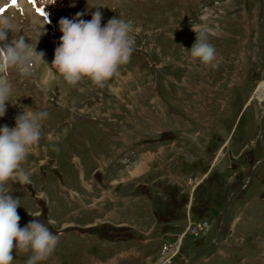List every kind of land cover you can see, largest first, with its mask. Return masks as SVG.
<instances>
[{
  "label": "rangeland",
  "instance_id": "374dc122",
  "mask_svg": "<svg viewBox=\"0 0 264 264\" xmlns=\"http://www.w3.org/2000/svg\"><path fill=\"white\" fill-rule=\"evenodd\" d=\"M97 11L101 26L133 22L135 50L105 89L70 88L51 67L59 21ZM0 12L43 53L30 75L8 73L16 103L0 118L49 113L23 165L32 184H13L19 226L41 213L60 234L40 264H264V0H1ZM192 29L209 30L218 67L185 51Z\"/></svg>",
  "mask_w": 264,
  "mask_h": 264
},
{
  "label": "clouds",
  "instance_id": "9594fccd",
  "mask_svg": "<svg viewBox=\"0 0 264 264\" xmlns=\"http://www.w3.org/2000/svg\"><path fill=\"white\" fill-rule=\"evenodd\" d=\"M48 3L54 4L55 0H48ZM86 14L77 13L72 19H60L61 36L51 67L70 88L89 82L96 89H105L120 75L121 68L130 63L136 47V29L132 21L118 17L101 26L99 11L92 13L87 21L82 19ZM47 23L46 16L44 25ZM17 30L12 18L0 12V118L5 116L9 103H16L11 99L13 88L7 79L8 73L15 70L27 76L34 64L43 63V53H37L22 36H15ZM193 31L195 42L190 50H184L204 68L218 67L209 30ZM28 108H22L15 118V127L0 126V264H13L16 251L27 255L25 264H40L52 257L60 240L59 233H53L40 221L41 213H28L33 219L25 227L19 226L20 198L13 195V184H32L31 173L23 165L34 147L39 145L42 122L49 116L47 111H25ZM53 151L58 152L59 148L54 146Z\"/></svg>",
  "mask_w": 264,
  "mask_h": 264
},
{
  "label": "water",
  "instance_id": "95a60500",
  "mask_svg": "<svg viewBox=\"0 0 264 264\" xmlns=\"http://www.w3.org/2000/svg\"><path fill=\"white\" fill-rule=\"evenodd\" d=\"M262 147L264 148V144H262ZM262 162H264V159H263ZM260 164H261V162L256 163L255 166H254V168H253V170H252V172L250 173L247 181L244 182L243 184H241L238 188H236L235 190L232 191V193L229 194V197L227 199V205H229L231 203L232 196L235 195V194H237L238 192H241L244 189V187L246 186V184L249 183V181L252 180V178H253V176L255 174V171L260 166ZM225 214H226V209H224V211H223V217H225Z\"/></svg>",
  "mask_w": 264,
  "mask_h": 264
},
{
  "label": "bare ground",
  "instance_id": "6f19581e",
  "mask_svg": "<svg viewBox=\"0 0 264 264\" xmlns=\"http://www.w3.org/2000/svg\"><path fill=\"white\" fill-rule=\"evenodd\" d=\"M1 1V0H0ZM26 7V6H25ZM100 9V8H99ZM26 11V10H25ZM24 11V12H25ZM31 12V11H30ZM29 15V14H28ZM30 16V15H29ZM44 75V74H43ZM47 76V74L45 75ZM39 79V78H38ZM43 80H46L47 81V77H44ZM43 85V84H42ZM45 86V84H44ZM257 95H258V98L260 99L261 101V104H262V107L264 108V77H263V81L260 83L259 87H258V90H257ZM233 197V196H232ZM191 215V214H190ZM191 219V218H190Z\"/></svg>",
  "mask_w": 264,
  "mask_h": 264
},
{
  "label": "snow or ice",
  "instance_id": "6c2138e0",
  "mask_svg": "<svg viewBox=\"0 0 264 264\" xmlns=\"http://www.w3.org/2000/svg\"><path fill=\"white\" fill-rule=\"evenodd\" d=\"M13 4L16 3V0H12ZM29 2H34V0H29ZM38 14L41 15L43 18L46 17V14L44 12V9H38Z\"/></svg>",
  "mask_w": 264,
  "mask_h": 264
}]
</instances>
